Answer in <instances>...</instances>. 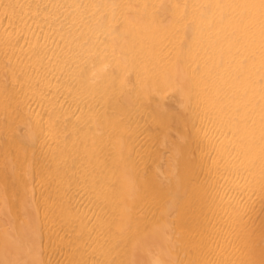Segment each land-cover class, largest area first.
<instances>
[{
	"label": "bare ground",
	"instance_id": "6f19581e",
	"mask_svg": "<svg viewBox=\"0 0 264 264\" xmlns=\"http://www.w3.org/2000/svg\"><path fill=\"white\" fill-rule=\"evenodd\" d=\"M3 130L0 264H264V0H0Z\"/></svg>",
	"mask_w": 264,
	"mask_h": 264
},
{
	"label": "rangeland",
	"instance_id": "374dc122",
	"mask_svg": "<svg viewBox=\"0 0 264 264\" xmlns=\"http://www.w3.org/2000/svg\"><path fill=\"white\" fill-rule=\"evenodd\" d=\"M105 101H106V100H105ZM105 101H103V102H104V104L107 105L108 103H106ZM106 105H103L104 107H103V106H102V107L105 108V109L109 107V108L111 109V107H112V106H111V105H112L111 103L108 104V105H109L108 107H107ZM105 106H106V107H105ZM110 106H111V107H110ZM114 107H115V106H114ZM112 109H113V107H112ZM112 109H111V110H112ZM106 110H107V109H106ZM109 111H110V110H109ZM145 125H149V124H148V121L145 123ZM150 125H152V123H150ZM10 130L13 131L14 129L12 128V129H10ZM4 131H5V130H3V133H4ZM9 132H11V131H9ZM1 133H2V132H1ZM6 133H8V130H6ZM6 133H4V135H3L4 139L1 137L2 134H1V136H0V139H1L0 141H2L3 143L6 142V141H7V138H8V137L5 135ZM9 134H11V133H9ZM78 136H79V137H78V138H79V142H80V141L82 142V140H80L81 137H80L79 134H78ZM5 137H6V138H5ZM3 140H4V141H3ZM5 140H6V141H5ZM96 140H97V139H96ZM91 141H92V140H91ZM2 142H0V143H2ZM77 142H78V139H77ZM77 142H76V148H77V145H78V146H79V148H78L79 151H80V150L82 151V149H84V147H83V143H80V144H79V142H78V143H77ZM91 143L93 144L94 141H92ZM96 143H97V141H96ZM98 143H99V142H98ZM92 144H91V145H92ZM1 145H2V144H1ZM3 145H4L5 147L2 146L3 149H2V148L0 149V157H3L4 160H3V158H2V159L0 158V160H2V163H5V162H6L5 165H6V164H8V165H6V166H7V167H6L4 164H1V163H0V165H1L0 167H2V166L4 165V169H6V170L9 169V170H7V171L4 170V171L2 172V174H3V176H6V179H7V177H12V178L14 179V176L17 175L18 173L20 174V172L22 171V170L20 169V166H21L20 163H21V162H18V164H17V162H15L18 158H17L16 156L14 157V155H16L14 151H12L14 154L10 156V152H8V151H11V149H12L13 147L10 149L11 145L9 144L10 147L7 146V145H8V141H7L6 143H4ZM81 145H82V146H81ZM6 147H7V148H6ZM82 147H83V148H82ZM100 147H101V146H100ZM5 148H6V149H5ZM8 148H9V150H7ZM76 148L74 147L75 150H76ZM80 148H81V149H80ZM85 148H86V146H85ZM2 150H3V152L5 151L6 154L8 155V157H7L8 160L6 159V156H7V155H6L5 153L3 154ZM12 150H14V149H12ZM75 150H74V151H75ZM76 151H78V150H76ZM1 154H2V156H1ZM102 154H103V152L101 153V155H102ZM12 156H13V157H12ZM9 157H12V158L9 159ZM13 158H14V160H15V158H16V160L13 162L14 164L11 163ZM102 158H103V157H102ZM17 161H19V159H18ZM0 162H1V161H0ZM7 162H10V164L12 165L13 168H12V167L9 165V163H7ZM72 162H75V161H72ZM76 162H77V163L74 164V168H75L74 171H76L75 174L78 173V175H79V174L82 175L83 171H84V172L86 171L85 166H87V165H86L84 162L82 163L81 160H78V161H76ZM15 163H16L17 165H16ZM99 163H100V161H99ZM19 164H20V166H19ZM14 165H16L17 167H15ZM75 165H76V166H75ZM18 166H19V168H18ZM34 166H35V165H34ZM77 166H78V167H77ZM10 167L12 168V171L10 170ZM14 167L17 168V169L15 170ZM76 168H77V170H76ZM83 168H84V169H83ZM2 169H3V167H2ZM13 169H14L15 172L13 171ZM78 169L80 170L81 173L78 172V171H79ZM18 170H19V171H18ZM32 170L35 171L34 173L37 172V169L34 170V167H33ZM107 170H108V168H107ZM107 170L105 171V169H104L103 172L105 171L104 173H108L109 171H107ZM0 171H2V170H0ZM17 171H18V172H17ZM33 171H32L30 174H32ZM4 172H5V173H4ZM101 172H102V171H101ZM13 173H16V174H13ZM4 174H5V175H4ZM19 174H18V175H19ZM98 174H99V172H98ZM8 175H9V176H8ZM10 175H11V176H10ZM12 175H13V176H12ZM96 175H97V174H96ZM56 176H57V175H56ZM1 177H2V176H0V179H1ZM18 177H21V175H19ZM18 177L15 176L17 182L15 181V183H14V181H13V179H12V180H9V181H12V182H10V183L8 182L7 186H6V184H5L6 187H10L11 184L13 183V185L10 187L9 190H8V188H7V191H6V189H3V192H4V190H5L6 194L9 193L8 195L10 196L11 199H12V197H11V196H12V192H10V191H12L11 188H12V189H13V188L15 189V186H17L16 184H17V183L20 184V182H18V180L20 181L21 178L19 179ZM26 177H27V178H26ZM53 177H55V175H53ZM92 177H93V178H92ZM95 177L98 179L100 176L97 177V176H95V175H92V176H91V179H93V180L95 181V180H96ZM25 178H26V179H25ZM25 178L21 180V181L23 182V183H21V184H24V183H25V184L30 183L31 178H30V176H29L28 174L25 176ZM28 178H29V182H28ZM10 179H11V178H10ZM91 179H90V180L87 179V180L89 181L90 184H92V182H93ZM7 180H8V179H7ZM14 180H15V179H14ZM25 180H27V183L24 182ZM87 180H86L85 182H84V181L82 182V185H83V186H84V184L86 185V186H84V187H87L88 185H90V184L88 183ZM0 181H2V180H0ZM53 181H55V180L53 179V180H52V183H53ZM57 181H58V180H57ZM91 181H92V182H91ZM1 183L4 184V180H3V182H1ZM40 183H43V181H39L38 186L40 185ZM46 184H48V183H46ZM2 186H3V185H2ZM5 186H3V188H4ZM13 186H14V187H13ZM19 186H20V185H19ZM40 186H41V185H40ZM45 186H46V185H45ZM45 186H43V187H45ZM90 186H91V185H90ZM6 187H5V188H6ZM43 187H42V188H43ZM88 187H89V186H88ZM0 188L2 189L1 186H0ZM13 191H16V190H13ZM10 193H11V194H10ZM14 193H15V192H14ZM8 195H7L6 199H10V198H8ZM36 197L40 198L39 196H36ZM56 197H57V196H56ZM51 198H52V199H56V198H55V195H54V197H51ZM57 198H58V197H57ZM36 199H37V198H36ZM57 200H58V199H57ZM6 201H7V200H6ZM54 201H55V200H54ZM10 202L12 203V200H11V201H7V205H8V203H10ZM9 205H10V204H9ZM9 205H8V209H9ZM12 205H14V204H11L10 207H13ZM152 205H153V206H152ZM152 205H151V207L149 208V211L151 210L150 212H151L152 214H153V212L157 214V211L159 210V208H157V207H158L159 204L156 203V204H152ZM154 205H155V206H154ZM156 206H157V207H156ZM151 208H152V209H151ZM157 209H158V210H157ZM12 210H13V208H12ZM9 211H10V210H9ZM152 211H153V212H152ZM155 211H156V212H155ZM10 212H11V211H10ZM150 212H149V214H150ZM150 215H151V214H150ZM150 215H149V216H150ZM154 215H155V214H154ZM151 216H153V215H151ZM58 218H59V217H57L56 219L58 220ZM57 259H58V258H57Z\"/></svg>",
	"mask_w": 264,
	"mask_h": 264
}]
</instances>
